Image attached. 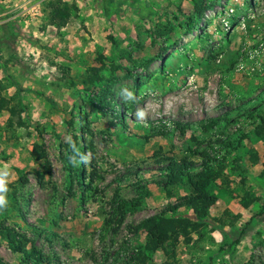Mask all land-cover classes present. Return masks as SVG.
<instances>
[{"label": "rangeland", "instance_id": "obj_1", "mask_svg": "<svg viewBox=\"0 0 264 264\" xmlns=\"http://www.w3.org/2000/svg\"><path fill=\"white\" fill-rule=\"evenodd\" d=\"M202 1L187 32L192 0H0V174L10 184L0 228L26 235L50 264H264L263 163L250 161L249 138L235 144L251 135L247 114L264 112V54L251 69L242 51L264 35V0ZM98 66L101 78L84 83ZM215 117L202 132L198 121ZM221 133L235 148L215 155L226 166L201 235L167 245L170 255L148 248L139 223L190 194L185 181L164 188L167 158L200 163L187 146L212 154ZM73 149L88 162L75 157L68 172ZM245 191L257 200L244 210ZM170 215L196 219L190 206ZM2 263L23 264L0 234Z\"/></svg>", "mask_w": 264, "mask_h": 264}, {"label": "trees", "instance_id": "obj_2", "mask_svg": "<svg viewBox=\"0 0 264 264\" xmlns=\"http://www.w3.org/2000/svg\"><path fill=\"white\" fill-rule=\"evenodd\" d=\"M194 4V11L196 17H191L186 22V31L191 32L196 23L197 18H200L204 11L206 10V3L202 0H192ZM101 67H92L87 75L83 78V82L88 85L94 84L98 81L100 76ZM12 85L15 86V94L17 95V102L19 104H23L21 100V92L23 88L16 82L12 81ZM101 102V100H99ZM1 108V107H0ZM247 116L252 117L255 120V125L251 130L250 134H242L239 137V140L235 144H241L243 139L249 138L252 140L259 139L262 141L264 145V112L258 110L257 112H250ZM220 122V118H209V119H201L198 121V127L202 132H209L214 129L215 126ZM177 127H180L179 123H175ZM181 128V132L184 130ZM224 138H217L214 143L218 144L219 147L213 149V145L210 144V148H212V154H206L204 151H200L197 147L192 148L191 145L187 146L186 150L191 155H199L201 157L200 163L194 162L187 157H182L180 159L168 157L167 163L165 164L164 178L161 180L165 189H168L170 186H174L180 184L182 182H187L190 186V194L184 195L176 199L174 202H169L165 205L163 209H161L157 214L149 216L143 219L139 224L143 231L145 232L146 238V246L152 250L162 249L166 254H171V252L167 251V245H170L173 248L180 240L185 243H189L192 241L193 233L198 236L202 233V228L205 226L204 220L207 217H210V207L216 202L217 194L213 192L214 182L217 178H221L223 175V170L225 168V164L223 161L219 160L215 155H220L221 149L228 150L229 148H235L234 143L228 139V136L221 133ZM221 135V136H222ZM220 156L223 160L225 159V155ZM84 156L83 152L75 151L69 153L67 160L64 164L65 169L68 172L76 171V167L74 165L75 157L79 161L82 162V157ZM253 158L250 160L253 162H258V155H252ZM44 157V151L41 150V153L38 156L34 157V160H40V158ZM233 171L240 172L241 175H245L246 169L243 165L236 160L232 165ZM43 172H38L36 174L37 183L40 186H45L47 182L44 180ZM47 174H50V168L47 167ZM261 174H264V162H263V170ZM20 184L27 183L26 177H21L19 179ZM136 185L139 186V183ZM10 184H6V188H8ZM226 188V187H225ZM241 205L244 208L249 207L253 202L257 200V197L251 194L249 191H245L243 196L241 197ZM182 206H190L193 210V213L196 216L195 220L188 219L187 217H178V216H167L168 213L175 212L179 207ZM264 208V207H263ZM4 211L6 208L3 209ZM227 211V212H226ZM223 213H228V210H225ZM264 213V209L261 211ZM240 217L239 213H233L232 219H237ZM215 221L223 222L221 218H214ZM233 224L234 221H230ZM243 231H241L242 233ZM0 234L6 242V247L12 251L13 253L19 254L20 261L23 264H50L48 256L45 255L42 251H40L34 244H29L31 240L24 234L15 231L13 228L9 226H4L0 228ZM239 239H235L234 242L237 243ZM264 245V244H263ZM143 254V253H142ZM138 256V254H137ZM136 257V256H135ZM134 257V258H135ZM140 254L139 257L140 258ZM143 258V257H142ZM139 259L140 261L142 260ZM139 261V262H140ZM5 264V263H2ZM171 264V263H168Z\"/></svg>", "mask_w": 264, "mask_h": 264}, {"label": "built area", "instance_id": "obj_3", "mask_svg": "<svg viewBox=\"0 0 264 264\" xmlns=\"http://www.w3.org/2000/svg\"><path fill=\"white\" fill-rule=\"evenodd\" d=\"M242 51L245 52L246 59L248 58L251 62V69H253L254 65H257L259 59L264 54V35L259 37L252 45H248L247 47H243ZM238 68L244 69V63L242 62V58L238 62Z\"/></svg>", "mask_w": 264, "mask_h": 264}, {"label": "clouds", "instance_id": "obj_4", "mask_svg": "<svg viewBox=\"0 0 264 264\" xmlns=\"http://www.w3.org/2000/svg\"><path fill=\"white\" fill-rule=\"evenodd\" d=\"M82 162L83 163H87L88 162V157L87 156H83L82 157ZM5 174H0V210H3L4 208H6L8 201L5 198L4 193L7 191L6 188V184H5Z\"/></svg>", "mask_w": 264, "mask_h": 264}, {"label": "crops", "instance_id": "obj_5", "mask_svg": "<svg viewBox=\"0 0 264 264\" xmlns=\"http://www.w3.org/2000/svg\"><path fill=\"white\" fill-rule=\"evenodd\" d=\"M249 143L250 144H254L255 146H256V150L258 151V156H261V154H264V145H263V143H262V141L261 140H259V139H255V141H253V140H249ZM259 162H257V163H255V164H257V165H260V162L261 163H263L262 162V160L260 161V160H258ZM251 165V164H250ZM254 165V164H253ZM257 165H255L254 166V168L257 166ZM260 171L259 172H261L262 170H261V168L259 169ZM241 205V204H240ZM242 206V205H241ZM250 207V206H249ZM249 207H247V208H244L243 206H242V208L245 210V209H249ZM234 212V211H233Z\"/></svg>", "mask_w": 264, "mask_h": 264}]
</instances>
